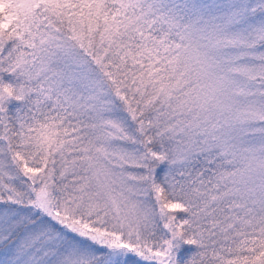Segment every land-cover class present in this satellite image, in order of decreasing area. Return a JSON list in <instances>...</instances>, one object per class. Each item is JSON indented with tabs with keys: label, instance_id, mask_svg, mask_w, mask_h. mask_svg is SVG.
<instances>
[{
	"label": "snow or ice",
	"instance_id": "obj_1",
	"mask_svg": "<svg viewBox=\"0 0 264 264\" xmlns=\"http://www.w3.org/2000/svg\"><path fill=\"white\" fill-rule=\"evenodd\" d=\"M0 264H264V0H0Z\"/></svg>",
	"mask_w": 264,
	"mask_h": 264
}]
</instances>
